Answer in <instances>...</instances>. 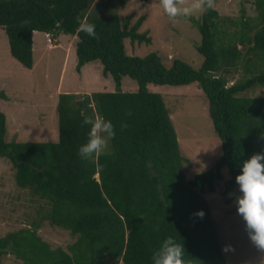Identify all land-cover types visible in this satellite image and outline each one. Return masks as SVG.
Here are the masks:
<instances>
[{
  "label": "trees",
  "instance_id": "obj_1",
  "mask_svg": "<svg viewBox=\"0 0 264 264\" xmlns=\"http://www.w3.org/2000/svg\"><path fill=\"white\" fill-rule=\"evenodd\" d=\"M118 4L0 0V27L12 56L25 67L34 65V31L51 33L53 40L62 33L77 35L78 70L100 60L116 83L115 91L60 93L55 142L7 141V118L0 110V157L13 163L16 183L40 199L32 226L0 236V258L11 253L24 264H152L153 251L172 236L183 244L186 264H228L204 193L215 191L223 168L229 172L224 191L238 187L242 162L264 152V95H243L264 87V0H254L257 13L250 17L245 9L233 17L215 8L189 17L201 33L199 68L179 58L166 66L157 52L128 54L127 38L150 43L151 37L140 31L145 17L134 22L133 15L121 17ZM83 20L95 25L99 39L77 31ZM123 76L139 88L122 90ZM194 82L208 98L222 154L213 167L189 178L190 159L180 150L169 108L148 84ZM0 98H8L5 91ZM97 114L113 123L116 135L97 159L83 160L78 149L88 127L81 121ZM201 210L202 219L194 215ZM44 221L68 230L74 241L53 246L39 235Z\"/></svg>",
  "mask_w": 264,
  "mask_h": 264
},
{
  "label": "rangeland",
  "instance_id": "obj_2",
  "mask_svg": "<svg viewBox=\"0 0 264 264\" xmlns=\"http://www.w3.org/2000/svg\"><path fill=\"white\" fill-rule=\"evenodd\" d=\"M113 1L119 3L121 17L133 15L134 22L144 16L140 31H147L151 37L150 43L132 42L127 38L128 54L144 56L157 52L166 66H171L173 60L179 58L195 68L201 67L204 56L196 48L201 41V33L189 17H177L175 22L170 21L159 0H124L122 6L120 0ZM215 9L221 15L233 17L241 16L244 9L249 17L257 13L254 0H216ZM202 14L191 17L200 18ZM61 35L50 42L47 34H36L34 65L27 68L12 56L8 36L0 27V91L8 95L7 99L0 98V110L7 118V141H58L57 103L60 93L85 94L116 90L113 76L104 74L100 60L86 63L79 71L76 53L78 36ZM239 47L242 48L241 45ZM240 76L241 72L233 79ZM121 88L124 91H136L139 84L129 76H123ZM148 88L162 94L169 108L180 150L190 159L189 163H185L187 176L193 177L213 167L222 154V141L214 128L209 114V101L203 90L196 82L179 86L150 83ZM243 95H264V87L257 85ZM222 173L223 179L217 181L215 191H206L204 196L209 201L222 248L231 245L234 249L223 251L227 263L264 264V257L250 242L245 222L237 214L236 197L241 193L238 187L228 193L224 191L225 181L229 178L228 169L223 168ZM39 201L30 189L16 183L13 163L7 157H0V236L32 226L38 219ZM39 235L53 246L64 248L75 239L68 230L53 226L48 221L42 222ZM0 264L24 263L10 253L0 258Z\"/></svg>",
  "mask_w": 264,
  "mask_h": 264
},
{
  "label": "clouds",
  "instance_id": "obj_3",
  "mask_svg": "<svg viewBox=\"0 0 264 264\" xmlns=\"http://www.w3.org/2000/svg\"><path fill=\"white\" fill-rule=\"evenodd\" d=\"M159 3L172 22H175L177 17L188 18L212 10L216 6V0H159ZM77 31L99 39L95 25L86 20L79 23ZM81 126H87L88 133L86 142L78 149V155L83 160H95L108 147L109 141L115 138L114 125L97 114L94 117L84 116ZM235 182L241 193L236 197L237 214L245 222V231L250 242L264 257V152L255 153L242 162L240 174L235 177ZM194 215L202 219L204 212L201 210ZM222 250L234 251L231 245H226ZM184 257L183 244L178 243L174 237L167 236L153 251L151 261L152 264H186Z\"/></svg>",
  "mask_w": 264,
  "mask_h": 264
},
{
  "label": "crops",
  "instance_id": "obj_4",
  "mask_svg": "<svg viewBox=\"0 0 264 264\" xmlns=\"http://www.w3.org/2000/svg\"><path fill=\"white\" fill-rule=\"evenodd\" d=\"M38 33H43V34H45V35L47 34L46 32H42V31H38V30L34 31V35H33V45L35 44V43H34V40H35V39H34V36H35L36 34H38ZM62 34H63V33H62ZM60 35H61V34H60ZM61 36H62V35H61ZM58 44H59V42H58L56 45H58ZM49 45L51 46V44H49ZM9 46H10V45H9Z\"/></svg>",
  "mask_w": 264,
  "mask_h": 264
},
{
  "label": "built area",
  "instance_id": "obj_5",
  "mask_svg": "<svg viewBox=\"0 0 264 264\" xmlns=\"http://www.w3.org/2000/svg\"><path fill=\"white\" fill-rule=\"evenodd\" d=\"M47 37H48V39L50 40V42L53 41V39H52V37H51V34H47Z\"/></svg>",
  "mask_w": 264,
  "mask_h": 264
}]
</instances>
